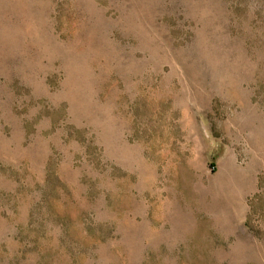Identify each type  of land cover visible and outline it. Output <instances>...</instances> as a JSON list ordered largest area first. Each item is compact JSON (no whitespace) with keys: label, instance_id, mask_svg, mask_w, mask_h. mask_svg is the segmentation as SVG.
<instances>
[{"label":"rangeland","instance_id":"obj_1","mask_svg":"<svg viewBox=\"0 0 264 264\" xmlns=\"http://www.w3.org/2000/svg\"><path fill=\"white\" fill-rule=\"evenodd\" d=\"M0 264H264V0H0Z\"/></svg>","mask_w":264,"mask_h":264}]
</instances>
